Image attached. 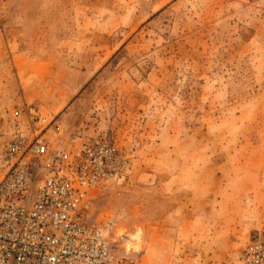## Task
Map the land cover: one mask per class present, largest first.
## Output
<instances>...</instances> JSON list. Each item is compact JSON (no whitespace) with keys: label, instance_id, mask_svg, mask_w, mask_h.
<instances>
[{"label":"rangeland","instance_id":"obj_1","mask_svg":"<svg viewBox=\"0 0 264 264\" xmlns=\"http://www.w3.org/2000/svg\"><path fill=\"white\" fill-rule=\"evenodd\" d=\"M27 105L114 141L89 219L136 264H239L264 233V0H0V142Z\"/></svg>","mask_w":264,"mask_h":264},{"label":"built area","instance_id":"obj_2","mask_svg":"<svg viewBox=\"0 0 264 264\" xmlns=\"http://www.w3.org/2000/svg\"><path fill=\"white\" fill-rule=\"evenodd\" d=\"M0 145V264H131L114 249V220L87 221L97 192L120 179L121 153L106 136L70 132L34 105L18 110ZM239 264H264V233Z\"/></svg>","mask_w":264,"mask_h":264},{"label":"bare ground","instance_id":"obj_3","mask_svg":"<svg viewBox=\"0 0 264 264\" xmlns=\"http://www.w3.org/2000/svg\"><path fill=\"white\" fill-rule=\"evenodd\" d=\"M20 109H22V107H18V108H15V110H14V112L17 114V113H19V111L18 110H20ZM15 113H14V115H12L11 116V118L13 119L14 117H15ZM45 116V115H44ZM47 117V116H46ZM60 122V121H59ZM60 125H61V123H60ZM61 130H62V133H63V135H64V131H63V128H62V126H61ZM3 138V137H2ZM2 142V141H1ZM1 142H0V145H1ZM121 174H122V172H121ZM120 178H121V175H120ZM83 210H82V215L84 216V218L88 221H90V222H93V223H96V224H101L102 222H104V221H106L107 220V218H103V219H101V220H90L89 219V215H90V211H91V209H92V207H90L89 209H84V208H82ZM113 229H114V225H113ZM115 232V231H114ZM139 234H141L140 233V231H138L134 236H133V238L137 241V239L139 238ZM112 240H114L116 243L117 242H119V238H117V236L114 234L113 235V237H112ZM139 241V240H138ZM114 251H115V253H116V255H118V258L119 259H123V260H126L124 257H126L128 260H130L131 262V264H136L135 263V261L132 259V258H130L131 256H127V255H125V254H122V253H120L119 251H118V246H115V249H114ZM241 260H242V258H241Z\"/></svg>","mask_w":264,"mask_h":264}]
</instances>
